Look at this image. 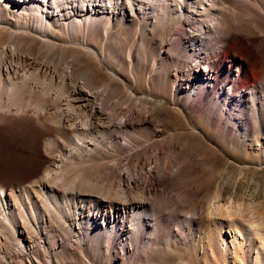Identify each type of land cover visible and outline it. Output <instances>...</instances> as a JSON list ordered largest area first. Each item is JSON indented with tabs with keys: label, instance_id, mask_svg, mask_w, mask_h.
I'll use <instances>...</instances> for the list:
<instances>
[{
	"label": "bare ground",
	"instance_id": "6f19581e",
	"mask_svg": "<svg viewBox=\"0 0 264 264\" xmlns=\"http://www.w3.org/2000/svg\"><path fill=\"white\" fill-rule=\"evenodd\" d=\"M112 51L130 80L100 70ZM138 70L264 156V0H0V135L33 143L29 170L0 168V264H147L162 244L264 264L256 198L197 127L137 94Z\"/></svg>",
	"mask_w": 264,
	"mask_h": 264
},
{
	"label": "rangeland",
	"instance_id": "374dc122",
	"mask_svg": "<svg viewBox=\"0 0 264 264\" xmlns=\"http://www.w3.org/2000/svg\"><path fill=\"white\" fill-rule=\"evenodd\" d=\"M149 52L150 53H147V54L151 58L154 52L151 50ZM244 53L245 54L248 53L247 55H250V56L252 54V52H249V51L244 52ZM110 55H111L110 56L111 61L109 62L107 61L105 65L99 64L100 70L105 72L107 69L111 71H114V69H119V72L121 73V79L123 80L127 79V81L130 80L131 78L129 79L130 76L127 74L128 69L126 65H121L120 67L117 61V56L113 51L110 53ZM252 56L254 57L256 55H252ZM250 60L251 62H254V64L256 65H254V67L252 68L250 67L246 69V73H247L246 79L249 81H252L255 76L251 74V72L254 73L255 72L254 70H257L259 65H258L257 59L254 61V58L251 57ZM122 75L124 76V78ZM136 75H137L136 84L134 86H135L137 94L138 95L151 94L157 103L160 101L163 107H165V110L163 113L167 117L171 118L175 124H178L176 126L174 125L173 128H177L178 126H181L180 125L182 123L181 121L185 122L186 117L184 113L177 111L176 107L174 106V103L171 100L170 93L169 91H167L168 87H167V90H166L167 92H166L160 89L157 85H154L152 82L150 84L152 90L149 91L148 85L145 82V78L140 73V70L137 71ZM239 79L244 80V77L239 78ZM138 83L140 84L137 85ZM175 112H177V114ZM188 113H189V117H188L189 121L186 120L188 122L187 125L185 122L186 127L187 128H190V127L198 128V129L196 128V133L199 134L197 135V137L200 138L201 140H204L205 141V142L203 141L204 143L208 145L211 144L212 147L217 150L221 158L225 160V161H222L224 165L220 164V168H225V166L229 165V169L233 173V177L238 178L241 183V186L243 185L242 189H244V191L246 192L245 194L246 197L248 196L249 198L251 196L252 198H256L254 203L257 205L253 204V207L249 208L250 211H248L250 213L249 214L250 220L253 221L254 219H256L254 221L260 220L264 223V156L262 152L255 151V150L247 151L244 149L242 150L236 149L230 143H228L227 141V138L229 136L228 133L223 132V134L220 135L219 138L218 136L215 137V135L213 134L214 131L208 127L205 121H203L202 123L200 120L199 121L197 120L198 114H196L195 112L193 113L191 111H188ZM201 132L203 134H201ZM252 135H253L251 137L252 139L258 136L257 133H253ZM135 138L144 139L141 137L140 134L136 135ZM32 149H33V143L32 141H30L26 133L21 132V133H18L17 135H13V134L11 135V133H5V134L3 133L2 135H0V168H3V170L5 168L6 169L5 171H7L8 169H20V168L29 170L32 167V163H31L32 157H30L32 154ZM28 167L30 168L28 169ZM212 187L213 186L210 185V189L214 190V187L213 188ZM184 208H182L174 216H172L170 212H168V214L166 213V215H168L167 216L168 222L170 224H175L176 222L184 224L183 220L181 219L182 216L186 213L185 211H187L186 207ZM179 213L180 214L182 213V214L180 215ZM206 220L207 219H205L204 221V227L210 226L209 225L210 221L209 220L206 221ZM164 245L165 244L157 246V249L159 248L160 249L158 251L159 253L154 258L155 261L153 260V263L148 262L147 264H183V263L188 264V262L185 260L186 258L185 255H187V252L185 249H180V248L175 249V248H170ZM203 264H204V261H203Z\"/></svg>",
	"mask_w": 264,
	"mask_h": 264
}]
</instances>
